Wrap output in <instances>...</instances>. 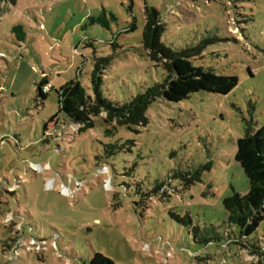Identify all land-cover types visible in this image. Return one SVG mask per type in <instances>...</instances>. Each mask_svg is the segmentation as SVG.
I'll return each instance as SVG.
<instances>
[{"label":"rangeland","instance_id":"obj_1","mask_svg":"<svg viewBox=\"0 0 264 264\" xmlns=\"http://www.w3.org/2000/svg\"><path fill=\"white\" fill-rule=\"evenodd\" d=\"M146 7L166 46L201 47L193 64L238 86L159 98L133 130L103 114L80 132L57 90L78 79L94 97L97 59H111L101 88L114 104L166 79L142 45ZM262 126L264 0L0 2V264H89L97 252L117 264H264V221L243 238L223 206L250 189L237 141Z\"/></svg>","mask_w":264,"mask_h":264},{"label":"trees","instance_id":"obj_2","mask_svg":"<svg viewBox=\"0 0 264 264\" xmlns=\"http://www.w3.org/2000/svg\"><path fill=\"white\" fill-rule=\"evenodd\" d=\"M10 5H16L18 0H0ZM105 15V14H103ZM113 18L114 15H112ZM91 24L103 22L101 16L90 17ZM145 29L142 45L151 59L161 64L167 72L163 83H156L144 93L138 94L131 101L120 105L106 99L102 93L103 75L111 65V59H97L91 75V84L94 97L87 94L82 83L72 80L62 86L58 93L60 112L65 113L73 125H81L80 132L94 127L93 116H103L106 123L116 126H125L133 130L135 126L146 125V117L149 106L157 99L162 98L172 103H180L192 94L204 91L218 95L230 94L239 84L237 76H226L201 66H195L192 59L201 55L203 49L191 48L176 50L166 46L162 42V36L166 29L158 25L159 14L153 9L146 7ZM135 24L130 31L135 30ZM15 31H22L16 27ZM50 85L48 91L42 88ZM53 89L47 79H43L38 85L39 95L46 99ZM57 115L50 122H54ZM109 154L118 150L117 145H110ZM235 161L242 168L249 180L250 189L247 194L234 195L226 198L223 202L224 209L228 214V222L236 226L241 237H251L264 221V126L253 130L248 128L246 135L237 141ZM188 176V175H187ZM196 182L195 178L188 179L186 185ZM89 264H117L112 259L97 252L91 258Z\"/></svg>","mask_w":264,"mask_h":264},{"label":"built area","instance_id":"obj_3","mask_svg":"<svg viewBox=\"0 0 264 264\" xmlns=\"http://www.w3.org/2000/svg\"><path fill=\"white\" fill-rule=\"evenodd\" d=\"M48 86V87H47ZM43 88L44 91H48L50 89V85H47Z\"/></svg>","mask_w":264,"mask_h":264}]
</instances>
